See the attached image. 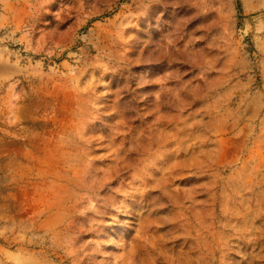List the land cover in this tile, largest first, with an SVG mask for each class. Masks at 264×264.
Here are the masks:
<instances>
[{"label": "rangeland", "instance_id": "1", "mask_svg": "<svg viewBox=\"0 0 264 264\" xmlns=\"http://www.w3.org/2000/svg\"><path fill=\"white\" fill-rule=\"evenodd\" d=\"M0 264H264V0H0Z\"/></svg>", "mask_w": 264, "mask_h": 264}]
</instances>
